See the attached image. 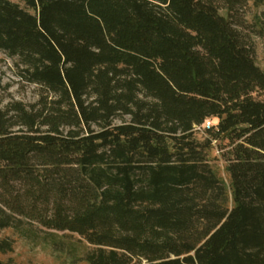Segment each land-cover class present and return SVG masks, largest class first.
Returning <instances> with one entry per match:
<instances>
[{
	"label": "trees",
	"instance_id": "1",
	"mask_svg": "<svg viewBox=\"0 0 264 264\" xmlns=\"http://www.w3.org/2000/svg\"><path fill=\"white\" fill-rule=\"evenodd\" d=\"M17 1L0 0V51L56 99L0 110V208L77 235L88 264H264V71L232 16L246 0ZM209 121L233 205L195 136Z\"/></svg>",
	"mask_w": 264,
	"mask_h": 264
},
{
	"label": "rangeland",
	"instance_id": "2",
	"mask_svg": "<svg viewBox=\"0 0 264 264\" xmlns=\"http://www.w3.org/2000/svg\"><path fill=\"white\" fill-rule=\"evenodd\" d=\"M219 3L221 7L224 6L222 0ZM220 13L228 16L226 9H221ZM232 14L237 23V30L254 51L257 66L264 71V0H246ZM23 70L24 66L17 57H11L6 52L0 51V110L9 112L11 117L15 114L14 106L20 103L30 112H48L52 109L55 96L44 87L26 81L23 78ZM123 119L126 122L131 120L129 117ZM121 122L123 120L117 119L115 124ZM211 126L212 121H209L197 127L195 136L203 144L207 140H213L210 162L226 185L233 205L231 178L225 157L231 147L226 140H214L208 135ZM93 128L99 130L96 126ZM0 223L6 224L0 227V243L6 242L9 245L6 249H0V261L4 263L88 264L83 257L91 248L86 243L80 242L75 234L46 229L36 221L12 216L1 208Z\"/></svg>",
	"mask_w": 264,
	"mask_h": 264
}]
</instances>
